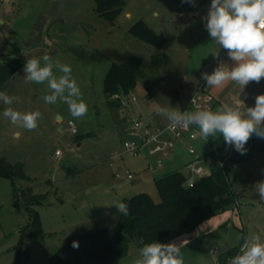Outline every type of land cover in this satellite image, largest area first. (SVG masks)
I'll list each match as a JSON object with an SVG mask.
<instances>
[{"label":"rangeland","instance_id":"obj_1","mask_svg":"<svg viewBox=\"0 0 264 264\" xmlns=\"http://www.w3.org/2000/svg\"><path fill=\"white\" fill-rule=\"evenodd\" d=\"M9 1L17 10L8 19L13 27L5 45L17 54L26 53V57L17 55L26 60L42 57L45 53L34 55L29 38L40 14L49 15L53 28L49 43L45 41L43 46H50L51 51L46 53L54 61L72 68V77L88 106L84 117L74 119L66 104L45 103L44 95L50 94L47 85L25 83L24 70L0 90L18 98L11 105L14 110L42 113L38 127L28 131L4 118L7 106L0 101V155L10 163H22L28 177L14 182L0 176V264H49L55 253L81 235L99 228L115 235L121 216L114 205L117 202L147 193L159 203L157 179L178 170L188 177L187 185L201 177L189 173L185 166L190 162L200 163L209 172V162L199 158L216 149L217 140L223 138L219 133L207 140L199 135L195 140L177 142L173 151L160 157L147 151L136 155L125 152L124 143L130 137L134 119L164 120L167 117L160 114L161 108L182 111L193 97L202 101L205 95L201 88H207L202 73L213 72L224 49L212 41L205 27L211 0H123V10L114 23L98 16L94 0ZM139 20L166 37L161 49L130 33ZM162 52L169 61L155 65L152 55ZM130 56L142 58L144 75L132 91L121 97V107H111L104 91L106 75L113 63H124ZM218 107L211 101L208 109ZM188 109L196 111L193 105ZM70 123L77 134L71 132ZM189 146L195 155L190 154ZM115 150L124 154L112 160ZM217 150L225 161L235 148L224 142ZM57 151L61 152L58 158ZM127 171L133 175L130 181L125 178ZM117 173L123 177L116 178ZM229 177L238 203L194 229L204 234L198 239L202 243L197 244L204 260H218L222 241L233 243L240 234L241 243L249 228L250 234L264 228V216H258V211H264V201L255 187L264 181V150L233 165ZM28 188L36 194H47V203L35 207L44 233L42 239L22 233L30 216L18 197ZM234 209L238 211L234 214L236 220ZM212 248L215 254H211ZM140 250L133 242L129 257L119 264H132Z\"/></svg>","mask_w":264,"mask_h":264},{"label":"trees","instance_id":"obj_2","mask_svg":"<svg viewBox=\"0 0 264 264\" xmlns=\"http://www.w3.org/2000/svg\"><path fill=\"white\" fill-rule=\"evenodd\" d=\"M94 4L98 16L110 23L115 22L124 7L123 0H94ZM130 33L156 49H161L166 42L163 34L157 33L143 20L135 22ZM151 59L155 65L169 61L164 52L153 54ZM25 63L26 59L20 57L0 63V89L15 77ZM143 75L141 57L130 56L124 63H113L104 82L109 106L121 107V97L132 91ZM224 142L223 138L218 139L216 149L221 148ZM245 148L247 151L243 155L234 150L225 159L223 167L217 160L215 149L207 152L199 159L204 158L209 162L210 174L201 176L192 185L186 184L188 177L181 170L157 179L156 186L161 197L159 203L154 202L147 193L125 198L123 202L128 204L129 214H121L119 229L115 235H110L107 228L81 235L55 253L49 264H119L129 257L133 242L138 241L140 248L151 242L160 243L178 232L195 229L232 206L234 208L238 202L232 191L229 170L238 162L248 160L263 151L264 138L253 134ZM0 176L11 178L14 182L28 178L22 163H10L1 155ZM18 200L30 216V222L22 229V233L42 239L44 233L35 207L47 203V194H36L28 188L21 190ZM73 242H77V248L73 247ZM239 248L240 245L221 253L218 257L220 264H227V259L235 256Z\"/></svg>","mask_w":264,"mask_h":264},{"label":"clouds","instance_id":"obj_3","mask_svg":"<svg viewBox=\"0 0 264 264\" xmlns=\"http://www.w3.org/2000/svg\"><path fill=\"white\" fill-rule=\"evenodd\" d=\"M205 20L212 41L227 50L229 58L235 62L231 69L221 65L211 74L202 73L207 85L219 88L230 81L242 90L250 82L259 83L264 78V0H211ZM24 72L25 83L47 85L50 94L44 95L45 103L66 104L74 119L87 114L88 106L72 77L69 65L54 61L45 53L42 57L27 59ZM17 100L15 96L0 92V101L7 106L3 111L4 118L18 128L35 130L42 113L39 110H14L11 105ZM240 104L243 105L241 101ZM160 114L167 117L173 130L177 127L187 130L195 125L205 140L219 133L227 145L242 155L246 153L245 145L253 134L264 138V94L258 95L255 106L247 107L244 113L238 108L222 104L214 111L200 109L181 112L173 108H161ZM59 119L61 117L57 116ZM15 135L18 137L19 133ZM255 187L260 199L264 201V181L257 182ZM114 205L123 216L129 214L127 203L117 202ZM242 239L238 254L231 257L228 264H264V241L261 236L253 233ZM73 247H78L77 242H73ZM132 264H184V260L176 242H151L141 248L139 258H135Z\"/></svg>","mask_w":264,"mask_h":264},{"label":"crops","instance_id":"obj_4","mask_svg":"<svg viewBox=\"0 0 264 264\" xmlns=\"http://www.w3.org/2000/svg\"><path fill=\"white\" fill-rule=\"evenodd\" d=\"M16 10L17 9L15 8V5L11 3V1L4 0L0 2V63L8 59L18 58L17 55L26 57L25 56L26 53H24L23 51L22 52L20 51L17 54L16 50L11 49L10 47L5 45L11 33L12 27H13L11 22L8 19L9 17H11L12 14L15 13ZM51 28H53V26L51 25L50 16L49 15L46 16L45 14L41 13L38 20L35 22V26L31 31V37L29 38L31 39V41H29L30 43L29 45L32 46L33 48L32 51L34 55L35 54L40 55L41 53H46V52L49 53L51 51L50 46L48 47V49L47 47L43 46L45 41H47L48 43L50 41L49 35H50ZM234 64L235 62L229 58L227 50L224 49L216 62L215 69L221 65H224L228 67L229 69H231V67H233ZM23 70H24V67L20 69L19 72ZM17 74L15 75V77L17 76ZM11 79H9L2 86L1 89L5 88L7 84L8 85L12 84L11 82H14V81H10ZM201 89H202V92H204V95H210L212 97V102L218 103L219 106H221L222 104H228L231 107L238 108L242 113H244L246 112L247 107L255 106V98L258 95L264 94V78H262L259 83L250 82L242 90L240 89L239 85L235 84L234 82H230V81L225 82V84L219 88H210L207 85V88L203 87ZM240 101L243 103L244 106L240 104ZM179 111H181V109ZM261 209H264V205L263 207H261ZM237 212L238 211L234 209L232 213L233 218L235 220L237 216L234 214H237ZM260 212H264V211L263 210L258 211L259 213V214L257 213L258 216L259 217H261L262 215L264 216V213L260 214ZM239 213L240 215H242V219H243L242 221L247 224V220L245 217H243V214L241 213V211H239ZM236 223L237 225H240L239 220H237ZM249 229L246 231V236L250 235ZM263 229L259 227L258 232H257V234L261 236L262 241H264V230ZM193 230L178 232L172 235L171 237L163 240L160 243L167 244L171 242H176L180 246L181 256L183 257L184 264H220L219 258L217 261L210 259V257H209V260H206V259L204 260L203 258H201L200 248L197 246V244L202 243V242L199 243L198 239L199 238L201 239V236L204 234L203 232H199L197 230L193 231ZM242 231H244V229ZM239 239H240V234H239V237L237 236V238L234 240L235 242L233 243H229L228 240L222 241L220 244V247L223 250L222 253L227 252L236 246H239V245L241 246L243 241L240 243ZM212 250H215V249L214 248L210 249V252ZM215 253L211 252V254H215ZM205 254L207 253L205 252Z\"/></svg>","mask_w":264,"mask_h":264},{"label":"built area","instance_id":"obj_5","mask_svg":"<svg viewBox=\"0 0 264 264\" xmlns=\"http://www.w3.org/2000/svg\"><path fill=\"white\" fill-rule=\"evenodd\" d=\"M4 1V0H1ZM9 1V0H7ZM200 91V90H199ZM133 100L136 102L137 98L134 96ZM212 101L210 95H205L203 100L198 102L196 97H193L181 112L189 111L188 107L193 105L196 110L208 109L209 104ZM71 132L77 134V129L73 123H70ZM130 137L124 143L125 152H130L133 154H140L143 151H147L150 155L163 156L167 155L170 151H173L176 147L177 142H187V140H195L199 136V132L196 130L195 126H190L187 130L177 127L175 130L171 127V122L166 118L164 120L151 121L148 118H138L132 121ZM188 150L190 154L195 155V150L189 146ZM216 150V156L219 164L224 166V159L220 158L218 155V150ZM61 152L57 151L56 158L60 156ZM124 152L115 150L112 155V160H116L123 156ZM159 161V160H158ZM161 167L160 161L158 162ZM189 173L204 176L209 175L207 168L202 166L200 163L190 162L187 166ZM116 178H122L123 175L117 173ZM125 178L130 181L133 179V175L130 172L125 173ZM190 183L189 185H192ZM215 253V250L211 251ZM238 254V253H237ZM234 257V256H233ZM231 257L227 259L230 260Z\"/></svg>","mask_w":264,"mask_h":264},{"label":"water","instance_id":"obj_6","mask_svg":"<svg viewBox=\"0 0 264 264\" xmlns=\"http://www.w3.org/2000/svg\"><path fill=\"white\" fill-rule=\"evenodd\" d=\"M136 243H138V241H136Z\"/></svg>","mask_w":264,"mask_h":264}]
</instances>
